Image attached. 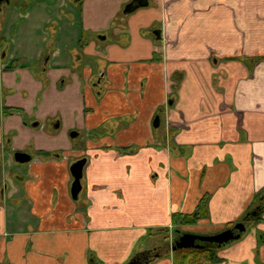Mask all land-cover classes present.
Listing matches in <instances>:
<instances>
[{
    "label": "crops",
    "instance_id": "obj_1",
    "mask_svg": "<svg viewBox=\"0 0 264 264\" xmlns=\"http://www.w3.org/2000/svg\"><path fill=\"white\" fill-rule=\"evenodd\" d=\"M143 1L0 6V264H174L158 237L244 223L264 192V0ZM245 226L213 264H264V210Z\"/></svg>",
    "mask_w": 264,
    "mask_h": 264
},
{
    "label": "water",
    "instance_id": "obj_2",
    "mask_svg": "<svg viewBox=\"0 0 264 264\" xmlns=\"http://www.w3.org/2000/svg\"><path fill=\"white\" fill-rule=\"evenodd\" d=\"M5 1L6 3L9 0H0V3ZM147 3L143 0H131V2L126 6L124 12H130L131 10L137 8L138 6L146 5ZM154 35L159 36V30L153 31ZM76 132H71L70 136L74 137ZM15 159L18 162H26L30 159L29 155H26L21 152H17L14 154ZM86 163V157H81L74 162L71 163L69 169L71 176L73 178L70 188V193L72 199L76 200L78 198V194L81 190V178L83 174V167ZM264 201V199H263ZM252 214H255L253 212ZM246 226L243 222L236 223L232 228H228L222 230L221 232L214 234V235H197L192 233H182L178 236L177 239L174 240L171 244V250L175 251L176 249H183V248H198L202 246L201 242H209V243H216L218 246L225 244L229 241L235 240L240 237L241 233L244 232ZM177 233H179L177 231ZM136 259L131 260L128 264H136Z\"/></svg>",
    "mask_w": 264,
    "mask_h": 264
},
{
    "label": "trees",
    "instance_id": "obj_3",
    "mask_svg": "<svg viewBox=\"0 0 264 264\" xmlns=\"http://www.w3.org/2000/svg\"><path fill=\"white\" fill-rule=\"evenodd\" d=\"M29 1L30 0H21V4L25 6ZM9 111H13V110L10 109ZM127 150L128 149H122V151H127ZM262 198H264V192H260L258 194L256 198V203L245 213L244 217L242 218V220L247 219L244 222L245 224H247L248 221L259 219L260 214L264 210V201L262 200ZM204 202H205V199H201L199 202V207L201 203H204ZM253 212H255V214H252ZM199 216H200L199 212H196L195 214H192V215L173 214L172 215V225H176V224L178 225L182 223H191L195 221V219L198 218ZM173 227H172V230L174 232ZM175 235L179 236V234H175ZM260 237L262 238V241H264L263 233L260 234ZM201 244L202 246L198 248H183V249H176L175 251H173L176 256L174 259V264H213L215 263L218 260V257L216 255V251H217L216 248L218 245L216 243H209V242H201Z\"/></svg>",
    "mask_w": 264,
    "mask_h": 264
},
{
    "label": "rangeland",
    "instance_id": "obj_4",
    "mask_svg": "<svg viewBox=\"0 0 264 264\" xmlns=\"http://www.w3.org/2000/svg\"><path fill=\"white\" fill-rule=\"evenodd\" d=\"M13 1V3H15V1L17 2V5L18 6H20L19 7V9H21V1L20 0H12ZM226 1V0H225ZM72 4L73 5H75L76 7L78 6V3H76V2H73L72 1ZM5 7V6H4ZM59 13V12H58ZM60 13L61 14H63L65 17H67L68 18V14L67 13H65V12H63V10L61 9L60 10ZM59 13V16H62L61 14ZM9 30V35H13V27H11V28H9L8 29ZM121 38H122V36H120ZM6 41H4V43H5ZM5 45H6V43H5ZM65 48H66V46H65ZM68 50L70 51V52H73V50H75L76 51V49L75 48H69L68 47ZM73 52V53H76V52ZM17 62V61H16ZM13 63H15L13 60L10 62V65H13ZM85 64H90V62L89 61H87V62H83L82 63V66L83 65H85ZM62 115V114H61ZM62 119H63V123H64V121L67 119V116L64 114V115H62ZM27 121H29L30 122V125H33L34 124V122L32 121V120H27ZM65 128H64V125H62V130H64ZM61 135H62V133H61ZM63 136H65L66 137V139H67V142L68 143H70L72 146H74V147H80V145H82V141H80V140H78V139H76V137H71L70 136V133H69V135H68V133L67 132H63ZM83 195L85 196V193L83 192V191H81V193H80V196H79V200H83ZM85 198V197H84ZM262 199H264V198H262ZM85 203H84V205H86L87 204V199H85ZM178 232L179 233H177V232H173V230H171V231H169V236H167V238L169 237L170 238V241L171 242H169L168 240L166 241V240H164V239H162V235L160 236V237H158V239L160 240V241H162L163 243V245L161 246L162 248H161V250H160V252L162 253L163 252V250L164 251H167V250H169L170 249V247H171V244H172V242H174V240H175V238L177 239L178 238V236H176L175 234H179V236H180V234H182V233H185V232H183V231H181V230H179L178 229ZM176 236V237H175ZM158 240V241H159ZM165 241V242H164ZM166 249V250H165ZM189 250V249H188ZM195 250V249H194Z\"/></svg>",
    "mask_w": 264,
    "mask_h": 264
},
{
    "label": "flooded vegetation",
    "instance_id": "obj_5",
    "mask_svg": "<svg viewBox=\"0 0 264 264\" xmlns=\"http://www.w3.org/2000/svg\"><path fill=\"white\" fill-rule=\"evenodd\" d=\"M8 3H9V2H8ZM8 3H6L5 1H3V2L0 3V5L2 6V5H4V4H8ZM7 111H8V112H11V111H9V110H7ZM22 116L24 117V114H23V113H22ZM24 122H27V121L25 120V118H24ZM34 123H35V122H34ZM33 125H34V124H33ZM71 137H72V136H71ZM17 152H20V151H17ZM17 152H15V153H17ZM15 153H14V154H15ZM21 153H24V154H26V155H29V154H27V153H25V152H21ZM29 156H30V155H29ZM14 158H15V157H14ZM30 159H31V156H30ZM30 159H29V160H30ZM78 159H79V158H78ZM15 160H16V159H15ZM29 160H28V161H29ZM16 161H17V160H16ZM17 162H18V161H17ZM26 162H27V161H26ZM19 163H23V162H19Z\"/></svg>",
    "mask_w": 264,
    "mask_h": 264
}]
</instances>
